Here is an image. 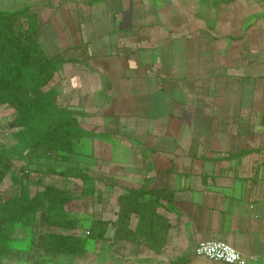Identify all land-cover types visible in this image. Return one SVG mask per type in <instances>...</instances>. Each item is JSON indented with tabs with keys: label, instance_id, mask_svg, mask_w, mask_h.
Listing matches in <instances>:
<instances>
[{
	"label": "crops",
	"instance_id": "obj_1",
	"mask_svg": "<svg viewBox=\"0 0 264 264\" xmlns=\"http://www.w3.org/2000/svg\"><path fill=\"white\" fill-rule=\"evenodd\" d=\"M24 7L48 58L82 61L49 89L108 135L76 142L118 180L94 220L116 221L128 190L174 193L159 250L112 244L111 226L86 254L39 264H224L195 256L212 240L264 264V0H0V12Z\"/></svg>",
	"mask_w": 264,
	"mask_h": 264
},
{
	"label": "trees",
	"instance_id": "obj_2",
	"mask_svg": "<svg viewBox=\"0 0 264 264\" xmlns=\"http://www.w3.org/2000/svg\"><path fill=\"white\" fill-rule=\"evenodd\" d=\"M39 31L40 22L33 7L0 12V107L15 112L9 124L15 143L0 146V185L15 163H30L47 156L68 160L70 165L60 171L50 168L44 175L78 180L82 190L75 194L50 185L32 197L21 189L19 195L7 199L0 193V264H11L22 252L13 247L10 230L35 221L46 225L43 251L50 258L86 254L89 243L105 240L111 226L115 227L112 244L135 242L159 250L170 229V223L159 211L165 202L172 205L174 200V193L167 189L150 190L143 186L128 190L119 197L116 221L92 220L79 234L80 222L69 215L67 205L80 198H99L102 192L88 170L70 157L76 153L77 141L108 135L82 127L78 113L62 106L49 89L65 64L82 61L66 53L48 58L38 42ZM133 216L138 220L135 230L131 228Z\"/></svg>",
	"mask_w": 264,
	"mask_h": 264
},
{
	"label": "rangeland",
	"instance_id": "obj_3",
	"mask_svg": "<svg viewBox=\"0 0 264 264\" xmlns=\"http://www.w3.org/2000/svg\"><path fill=\"white\" fill-rule=\"evenodd\" d=\"M15 117V112L7 107H0V146L11 145L15 143L13 129L9 124ZM78 149V147H76ZM70 157V156H69ZM91 154L87 148L83 151H76L71 160H78L91 176L95 177L97 185L104 189L100 198H80L67 205V211L71 217L80 222L79 234H82L85 228L89 227L96 213L106 214L112 198V187L118 185V180L113 178L114 167L107 162H96L91 159ZM70 165L68 160H53L47 156H42L39 160H33L30 163H15V166L9 176L0 185V193L4 198H12L19 195L21 189H25L30 197L37 192L43 191L46 186H56L79 194L82 190V183L78 180H64L58 176H46L44 172L52 168L63 170ZM108 189V190H107ZM109 196L108 201L106 198ZM12 234V245L21 250V254L15 257L11 264H39L47 254L43 252V234L47 232L46 225L41 221H35L32 225H23L21 228L10 230Z\"/></svg>",
	"mask_w": 264,
	"mask_h": 264
},
{
	"label": "built area",
	"instance_id": "obj_4",
	"mask_svg": "<svg viewBox=\"0 0 264 264\" xmlns=\"http://www.w3.org/2000/svg\"><path fill=\"white\" fill-rule=\"evenodd\" d=\"M1 142V138H0ZM195 256L224 264H247L246 258L230 244L212 240L201 242L195 248Z\"/></svg>",
	"mask_w": 264,
	"mask_h": 264
}]
</instances>
